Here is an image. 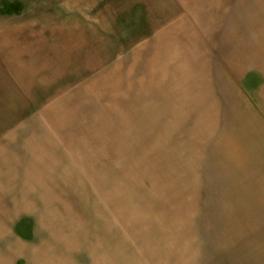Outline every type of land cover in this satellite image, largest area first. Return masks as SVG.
<instances>
[{"label": "rangeland", "instance_id": "1", "mask_svg": "<svg viewBox=\"0 0 264 264\" xmlns=\"http://www.w3.org/2000/svg\"><path fill=\"white\" fill-rule=\"evenodd\" d=\"M188 6L0 0V264H264V57Z\"/></svg>", "mask_w": 264, "mask_h": 264}, {"label": "crops", "instance_id": "2", "mask_svg": "<svg viewBox=\"0 0 264 264\" xmlns=\"http://www.w3.org/2000/svg\"><path fill=\"white\" fill-rule=\"evenodd\" d=\"M193 1L197 5L196 11L192 10ZM188 4L189 14L194 11L196 17H189L190 23L199 31L205 26L206 35L201 39L211 57H217L219 61L229 56L264 57V0H185V5ZM252 70L245 69V64L242 69H227L232 72ZM261 208L264 209V203ZM257 227L264 228V225Z\"/></svg>", "mask_w": 264, "mask_h": 264}]
</instances>
